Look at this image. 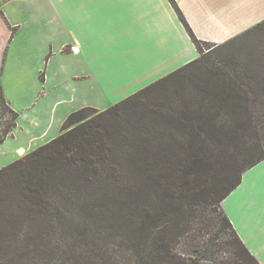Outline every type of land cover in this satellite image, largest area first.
<instances>
[{
  "label": "trees",
  "instance_id": "trees-1",
  "mask_svg": "<svg viewBox=\"0 0 264 264\" xmlns=\"http://www.w3.org/2000/svg\"><path fill=\"white\" fill-rule=\"evenodd\" d=\"M174 10L195 60L104 111L71 113L58 137L0 170V264H258L220 203L264 160L259 140L244 143L261 138L264 77L208 55L264 20L213 45ZM0 109L11 116L1 142L17 114L1 96ZM216 173L232 180L220 193Z\"/></svg>",
  "mask_w": 264,
  "mask_h": 264
},
{
  "label": "crops",
  "instance_id": "crops-1",
  "mask_svg": "<svg viewBox=\"0 0 264 264\" xmlns=\"http://www.w3.org/2000/svg\"><path fill=\"white\" fill-rule=\"evenodd\" d=\"M173 1L196 39L213 45L264 20V0ZM174 5L0 0V96L17 114L0 142V170L58 137L71 113L107 109L101 101L114 105L170 74L171 67L195 60L197 50ZM93 94L99 104L89 98ZM220 207L241 243L264 264V160L242 174Z\"/></svg>",
  "mask_w": 264,
  "mask_h": 264
},
{
  "label": "rangeland",
  "instance_id": "rangeland-1",
  "mask_svg": "<svg viewBox=\"0 0 264 264\" xmlns=\"http://www.w3.org/2000/svg\"><path fill=\"white\" fill-rule=\"evenodd\" d=\"M244 32H242V33H244ZM203 48L207 49L208 46L204 45ZM208 56H209L210 63H214V62L217 63L222 57H227V56L233 57L234 59H238L240 61L242 60L243 63L246 62V64H248V68L251 69V70H249V72H251V74L253 72H257V74H261L264 77V27L261 30L254 31L251 34H248L247 37H243L241 39H238V40L232 42L229 46H224V47H221V48L215 50L214 52L210 53ZM112 66H113V63H110L111 69H112ZM118 67H119V71H120L121 65L118 64ZM171 68H172L171 69L172 72H174L176 69V67L175 68L171 67ZM172 72H170V73H172ZM127 76H128V73H127ZM147 82H148V80H147ZM89 98L94 102V104H99L97 101L98 95L93 94V95H90ZM101 102H102V103H100L101 105L105 102L103 104V106L110 108L111 106L109 107V105L112 104L113 100L110 99V101H101ZM112 106H113V104H112ZM104 110H106V109H104ZM104 110H99V111H104ZM10 119H11V116L9 114H4V117L0 120V137H1L2 133L5 132V129L8 125V123H10ZM257 137H261V138L256 139V137H254L252 135L247 136L244 138V143H246L247 141L249 142V140L255 143V142H257V140H259L261 147L264 149V128H263V130L260 129L259 135ZM246 138H247V141H246ZM41 146L42 145H40V147ZM237 148H238L237 151H235L232 148L231 153L237 152L236 155H240V157H239V159H240L241 157H243L245 155V152H244V149L241 150L239 146ZM36 149H34V150H36ZM34 150H32L31 152H33ZM31 152L25 153V155L18 158V160L24 158L26 155H28ZM225 162L223 164L226 165ZM223 164H220V167H218V169H217V171L220 173H223L224 170L227 169V166L223 167ZM231 181L232 180H230V179H227L226 181L222 180L220 174L216 173V174H214V176H211L209 178L208 184L210 186H214V188H213L214 191L220 193L223 190V188L227 187L230 184ZM9 188H11V185H9ZM194 222H197L195 219H193L191 221V223H193V225H195L196 227L201 226L200 224H197ZM199 235H200V233L198 231H195L192 234L194 239H197ZM188 238H190V237H185V240H189ZM225 238H226L225 235L221 234L219 237V241L222 239H225ZM180 251H183V252L187 251L188 252L189 249L186 248L185 245L183 244L182 247L180 248ZM185 254L187 255V253H185ZM118 255H120V252L115 253V256H118ZM244 264H246V262Z\"/></svg>",
  "mask_w": 264,
  "mask_h": 264
},
{
  "label": "bare ground",
  "instance_id": "bare-ground-1",
  "mask_svg": "<svg viewBox=\"0 0 264 264\" xmlns=\"http://www.w3.org/2000/svg\"><path fill=\"white\" fill-rule=\"evenodd\" d=\"M20 155H23V152H21Z\"/></svg>",
  "mask_w": 264,
  "mask_h": 264
}]
</instances>
